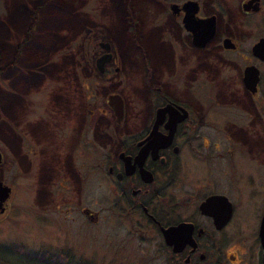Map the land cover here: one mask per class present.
Returning a JSON list of instances; mask_svg holds the SVG:
<instances>
[{
	"label": "flooded vegetation",
	"instance_id": "flooded-vegetation-1",
	"mask_svg": "<svg viewBox=\"0 0 264 264\" xmlns=\"http://www.w3.org/2000/svg\"><path fill=\"white\" fill-rule=\"evenodd\" d=\"M154 5L166 22L154 27L169 30L140 66L98 37L59 99L16 104L24 117L0 141V220L30 188L58 200L47 211L64 226L104 216L108 264H264V0ZM30 38L14 58L41 49ZM39 98L49 106L33 114Z\"/></svg>",
	"mask_w": 264,
	"mask_h": 264
},
{
	"label": "rangeland",
	"instance_id": "rangeland-1",
	"mask_svg": "<svg viewBox=\"0 0 264 264\" xmlns=\"http://www.w3.org/2000/svg\"><path fill=\"white\" fill-rule=\"evenodd\" d=\"M157 1L0 0V141L4 147L8 148L9 144L6 136L11 128L10 119L24 117L23 103L30 105L36 94L54 103L59 99L60 86L71 83L82 66L92 63L89 59L93 39L110 40L124 68L140 66V51L153 53L152 44L161 40L156 35L169 30L163 22L154 27L160 19L164 21L161 16L157 17L154 5ZM28 37L33 43L40 39L36 48L41 49L34 53L23 48L14 58L15 46ZM160 50V55L166 57L164 47ZM42 100L31 102L33 114L44 113L49 106ZM17 103H22L20 108ZM29 189L18 192L10 212L0 220V257L11 264H20L23 257L9 251L10 247L19 245L30 253L69 250L75 260L108 264L103 247L107 221L102 214L100 221L91 227L83 226L80 220L73 226H67L69 223L64 226L58 213L47 211L58 200H45L36 194L30 198L34 191ZM100 195L101 191L96 189L92 205L95 211L104 202ZM75 198H64V201Z\"/></svg>",
	"mask_w": 264,
	"mask_h": 264
},
{
	"label": "trees",
	"instance_id": "trees-1",
	"mask_svg": "<svg viewBox=\"0 0 264 264\" xmlns=\"http://www.w3.org/2000/svg\"><path fill=\"white\" fill-rule=\"evenodd\" d=\"M9 251L13 254H17L19 257H23L20 260V264H90L87 261H83L81 258L78 263L74 262V259L71 257V253L68 250L56 249L55 251L46 249V250H37L34 253L28 252L22 246L15 245V247H10ZM5 252V251H4ZM0 264H11L6 259L0 257Z\"/></svg>",
	"mask_w": 264,
	"mask_h": 264
},
{
	"label": "water",
	"instance_id": "water-1",
	"mask_svg": "<svg viewBox=\"0 0 264 264\" xmlns=\"http://www.w3.org/2000/svg\"><path fill=\"white\" fill-rule=\"evenodd\" d=\"M103 48L106 50L108 48V44H103L102 43ZM119 96H115V95H111V98H109L111 104L114 106V112H116V114H118L119 112V108H121V101H119ZM0 190H1V200L3 201L4 197L7 196V191L5 189H3V187H1L0 185ZM1 204V203H0Z\"/></svg>",
	"mask_w": 264,
	"mask_h": 264
}]
</instances>
